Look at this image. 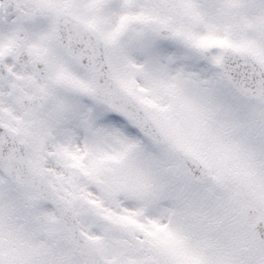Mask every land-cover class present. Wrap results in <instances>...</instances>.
Listing matches in <instances>:
<instances>
[{
    "label": "snow or ice",
    "instance_id": "snow-or-ice-1",
    "mask_svg": "<svg viewBox=\"0 0 264 264\" xmlns=\"http://www.w3.org/2000/svg\"><path fill=\"white\" fill-rule=\"evenodd\" d=\"M0 264H264V0H0Z\"/></svg>",
    "mask_w": 264,
    "mask_h": 264
}]
</instances>
